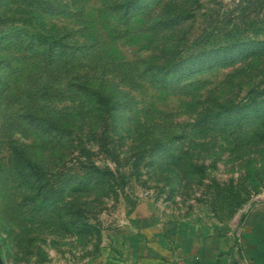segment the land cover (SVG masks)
<instances>
[{"label":"rangeland","instance_id":"374dc122","mask_svg":"<svg viewBox=\"0 0 264 264\" xmlns=\"http://www.w3.org/2000/svg\"><path fill=\"white\" fill-rule=\"evenodd\" d=\"M237 1L0 0L5 264H118L132 221L236 232L264 204V51L195 70L201 57L185 58ZM247 6L240 35L264 38V10Z\"/></svg>","mask_w":264,"mask_h":264},{"label":"crops","instance_id":"0c3cea01","mask_svg":"<svg viewBox=\"0 0 264 264\" xmlns=\"http://www.w3.org/2000/svg\"><path fill=\"white\" fill-rule=\"evenodd\" d=\"M115 241L118 264H264V204L251 209L236 232L143 217Z\"/></svg>","mask_w":264,"mask_h":264},{"label":"trees","instance_id":"16d2710c","mask_svg":"<svg viewBox=\"0 0 264 264\" xmlns=\"http://www.w3.org/2000/svg\"><path fill=\"white\" fill-rule=\"evenodd\" d=\"M235 1V0H234ZM264 0H238L234 8L224 7L217 9V11L209 14L208 25L202 33L198 36L196 42L201 49L194 55L188 52L187 59H192L200 56L201 60L192 62L189 69L207 68L216 64H226L234 61L235 59L255 55L264 51V38L251 39L244 38L243 30H245L246 19L249 16L247 10V3L254 5L253 9L255 15H260L264 10ZM238 9V15L234 14L235 9ZM187 11H181L179 14L184 15ZM241 19V24L238 23ZM5 19L0 14V23ZM199 43V44H198ZM100 102L103 108L112 112V109L117 107V101L109 96H100ZM32 173L39 181V187L43 188V195L50 197L53 192H56L58 185H48L50 183V175L46 169H43L37 163L30 165ZM246 213L241 216L244 220Z\"/></svg>","mask_w":264,"mask_h":264},{"label":"water","instance_id":"95a60500","mask_svg":"<svg viewBox=\"0 0 264 264\" xmlns=\"http://www.w3.org/2000/svg\"><path fill=\"white\" fill-rule=\"evenodd\" d=\"M0 264H5L1 253H0Z\"/></svg>","mask_w":264,"mask_h":264}]
</instances>
